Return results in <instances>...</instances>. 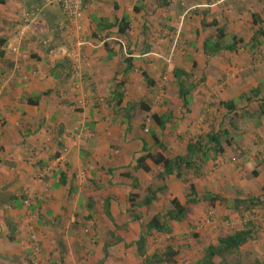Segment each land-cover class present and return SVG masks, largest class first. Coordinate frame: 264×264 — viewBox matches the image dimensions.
<instances>
[{
  "label": "crops",
  "instance_id": "obj_1",
  "mask_svg": "<svg viewBox=\"0 0 264 264\" xmlns=\"http://www.w3.org/2000/svg\"><path fill=\"white\" fill-rule=\"evenodd\" d=\"M17 7L23 25L12 44L20 52L9 54V68L0 69V186L18 179L29 185L35 217H45L41 225L51 231H63L59 238L65 247L81 227L77 219L85 221L79 231L90 239L85 250L95 254L87 264H140L134 244L139 230L175 197L185 205L183 219L169 221L168 233L151 230L145 254L170 245L179 256L181 246L191 242V230H198L191 203L185 202V184L174 174L155 178L160 167L148 158L149 172L130 167L146 151L184 154L189 139L223 128L229 144L206 161L201 175L189 179L197 196L209 191L225 198L211 206L220 221H230L223 233L242 227L247 211L233 207L232 199L259 195L264 200V111L258 105L264 97V35L253 34L258 27L264 32V0H93L83 5L82 45L55 3L19 0ZM123 14L129 21L125 32L97 30L99 17L114 22ZM133 17L139 21L132 22ZM216 27L226 42L232 34L240 42L232 50L205 55L202 42L213 38ZM179 83L189 88L186 102L178 95ZM252 89L257 96L246 99ZM116 94L120 100L114 104ZM220 101H230L231 108ZM151 113L165 120L162 129ZM3 165L12 168L10 176ZM124 172L137 180L134 188ZM60 173L64 180L57 184ZM148 185L165 188L136 208L141 217L134 220L125 212L126 196L140 191L136 194L142 197ZM164 191L167 195L160 194ZM106 196L113 222L102 210ZM258 211L253 210L251 237L241 254L264 249V212ZM199 230L204 235L206 228ZM100 234L106 237L95 243ZM111 234L121 240L103 254Z\"/></svg>",
  "mask_w": 264,
  "mask_h": 264
},
{
  "label": "trees",
  "instance_id": "obj_2",
  "mask_svg": "<svg viewBox=\"0 0 264 264\" xmlns=\"http://www.w3.org/2000/svg\"><path fill=\"white\" fill-rule=\"evenodd\" d=\"M137 10V8H134ZM252 22H255V14L251 13ZM96 20V17L92 18ZM97 30L98 31H111L115 27V33H123L129 26V21L126 15H121L120 19L114 22H109L103 17L97 19ZM215 23L212 21L210 23L213 26ZM105 31V32H107ZM255 35L263 34L264 32L260 27L254 29ZM253 35V36H255ZM224 37V32L221 28H215V33L213 38L207 37L202 42V51L205 55H211L219 50H232L235 48V44L240 42V38H236L234 34L230 35V41L226 42ZM3 38H0V45L3 42ZM255 41V40H254ZM4 54V49L0 47V57ZM128 66V64H127ZM129 66L127 67V69ZM178 72H181L178 70ZM118 85L115 84V88ZM189 88H184V86L178 84V95L186 102L187 92ZM257 89H252L249 95L245 96L246 99L250 97L257 96ZM244 96V95H243ZM114 98V96H113ZM120 100V95L116 94L114 104L118 103ZM142 110H147L146 104L138 102ZM220 104L227 108H231L230 101H220ZM259 111H264V97L258 99ZM152 121L158 126L159 129L163 128L165 122L160 116L154 113L150 114ZM232 126V125H231ZM229 133L226 129L209 130L202 136L198 135L195 139H189L185 145V153L177 154L173 156H164L160 152H149L146 151L144 155L138 156L135 159V163L130 167L133 170L140 169L144 172H149V166L144 163V159L148 158L154 164L160 167L155 173V178L163 179L169 174H174L175 177L180 179L186 186L187 193L185 195L186 203H197L199 201H204L208 205L212 206L216 200L225 199L224 197L205 191L202 195L197 196L193 184L190 182V175L194 176L201 175V168L206 163L207 160L213 159L215 156L219 155L223 151V146H226L230 142ZM225 144V145H223ZM254 172V171H252ZM123 176L130 179V187L134 188L136 186V179L129 172L122 173ZM63 174H59V180L57 184L63 183ZM165 188V185L155 186L151 188L148 185L145 189V193L142 197H138L136 193L128 192L126 196V207L125 212L134 220H140V213L136 211V208L147 206L154 198L158 191ZM259 195L252 196L247 195L245 197H235L230 203L233 207L241 206V210L247 211L248 217L246 222L242 224V227L238 230H233L229 233L219 234L215 237L213 243H208L201 248L198 257L195 259L193 264H243L241 261L240 247L242 244L251 237L252 232V218L254 217V209L257 207H264V200L259 198ZM110 197L106 196L102 200V210L105 216L113 222V218L108 210V199ZM36 202L35 204H37ZM24 204L30 212H33V204L27 200L23 194L11 193L6 189V186L0 188V227L3 230V236L7 241L16 242L19 240L17 237L18 226L17 222L12 219V215L6 212V209H18ZM170 206L163 213H154L148 218V220L142 225L139 230L138 236L134 241L136 247V254L142 257L140 264H175L177 259V250H174L172 246L166 245L162 251L153 252L150 255L145 254V240L146 236L150 234L151 230L157 232H170L169 221L179 222L183 219L186 208L184 204H181L175 197L169 199ZM243 206V207H242ZM240 210V212H241ZM37 223L43 224L40 216L35 217ZM191 227H193L191 223ZM192 236H197L195 231L191 230ZM108 241L103 242L102 251L106 254V247L110 246L121 240L120 237L114 234L110 235ZM37 244V243H35ZM58 247L59 258L57 264H63V257L65 256V248L60 238L56 240ZM262 257H254L250 262L246 264H264V251ZM217 258V259H216ZM0 264H35V262L27 257L26 255L13 254L7 252H0Z\"/></svg>",
  "mask_w": 264,
  "mask_h": 264
},
{
  "label": "rangeland",
  "instance_id": "obj_3",
  "mask_svg": "<svg viewBox=\"0 0 264 264\" xmlns=\"http://www.w3.org/2000/svg\"><path fill=\"white\" fill-rule=\"evenodd\" d=\"M18 4H19V0H0V38H3L4 40L1 43L0 47L3 48L5 51V54L0 57V69L5 68V70H7L9 68V65L11 64V61L9 60V54L13 55L10 52L9 47L10 45H13L12 44V42H14L13 39L15 36H17L16 34L17 31H19L21 24L23 25L20 15L17 16ZM138 21L139 18L133 17L132 22L137 23ZM19 50H20V46H19ZM207 126H209V124H207ZM2 167L8 170L6 172L7 173L6 175L10 176L11 174L9 173V170H11L12 168H8L10 166L6 167L5 165H3ZM194 175L195 174H191V179L195 177ZM11 182L14 183L12 184L10 183L8 186H6V189L8 191L10 192L14 191L15 194H19V195L23 194L24 197L27 200H29V202L33 200L34 193L28 191L29 185H26L20 179ZM1 187L2 186H0V188ZM136 193H140V191ZM160 194L167 195V192L164 191ZM261 195L264 196V193H261ZM162 206L163 205H161V208H163ZM202 207H203V203L191 204V208L189 209V212H191V221H193L194 219L196 221L193 224H195V226L197 227L196 229H198L196 230L197 232L195 231L197 233V236L191 235V237H189L191 238V242L186 243L187 244L186 247H184V245L181 246V249H179L180 254L179 256H177L178 264H193L195 259L199 255L201 248L205 246L206 240L208 241L214 240L217 235L223 234V230H222L223 227L229 226L230 224L229 223L230 221L226 223L220 221V218L217 217L218 211L213 207L211 206H206L205 208ZM257 209H259L257 213L264 212L263 211L264 207L261 208L259 206L257 207ZM6 212L8 214H11L12 219L17 222V226H18L17 237L19 238V240L16 242L7 241L4 238L3 230L0 227V252L26 255L27 257L31 258L35 262V264H57L56 262H58L59 252L57 249L56 240L58 239V237L62 239L63 231L61 232L60 230L59 232L58 227H56L54 231H51L45 225H41L37 223L35 219V214L33 212H30L24 204H22V206L17 210L12 208L6 209ZM209 215L211 217L210 220L208 219ZM41 220L43 222L45 220V217L41 216ZM117 220L121 221L120 218H117ZM77 221H78L77 224L80 225L81 227L77 226L76 234L72 235V243H68V247H65L64 245L66 255L64 256L65 258L63 257L62 260L65 262V264H87L86 263L87 260L88 262L91 263L95 260V254H93V252L89 253V251L85 250V243H88L86 241H90V239L88 240L86 238L85 235L86 232L82 230L81 233L79 231L80 229H85L86 222L80 219H77ZM211 225L213 226V228L208 230L207 228ZM203 228H206L204 235H202L201 231L199 230ZM103 236L106 237L105 234H100L99 237L97 236L98 238L94 239V242L96 243L98 240H103L102 239ZM131 236L133 235H131L130 233L127 234L128 238H131ZM202 236L205 237V239L202 238ZM68 249L70 253L68 252ZM92 251H94L93 248ZM263 251L264 249L262 250L260 249L259 250L260 253L259 252L255 253V250L252 251V249L245 250L246 253L241 254L242 263L246 264L250 262L254 257H256V255L262 257Z\"/></svg>",
  "mask_w": 264,
  "mask_h": 264
},
{
  "label": "built area",
  "instance_id": "obj_4",
  "mask_svg": "<svg viewBox=\"0 0 264 264\" xmlns=\"http://www.w3.org/2000/svg\"><path fill=\"white\" fill-rule=\"evenodd\" d=\"M43 4H52L55 3L62 16L67 23L72 22L74 31L78 34L76 44L82 45L84 43L83 38L80 37L79 32L81 31V17L83 11V5L85 3H90L93 0H42ZM21 32V31H19ZM20 34V33H19ZM177 37H174V43L176 42ZM9 50L14 55L18 54L17 47L12 45L9 47ZM249 215H246L244 219L246 220Z\"/></svg>",
  "mask_w": 264,
  "mask_h": 264
}]
</instances>
